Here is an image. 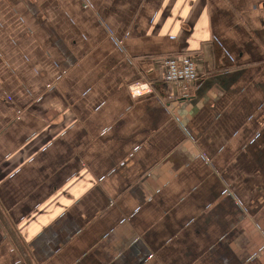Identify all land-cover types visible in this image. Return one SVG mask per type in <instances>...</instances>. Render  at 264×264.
I'll return each instance as SVG.
<instances>
[{"label": "crops", "instance_id": "obj_1", "mask_svg": "<svg viewBox=\"0 0 264 264\" xmlns=\"http://www.w3.org/2000/svg\"><path fill=\"white\" fill-rule=\"evenodd\" d=\"M0 264H264V0H0Z\"/></svg>", "mask_w": 264, "mask_h": 264}, {"label": "built area", "instance_id": "obj_2", "mask_svg": "<svg viewBox=\"0 0 264 264\" xmlns=\"http://www.w3.org/2000/svg\"><path fill=\"white\" fill-rule=\"evenodd\" d=\"M196 64L187 56L169 57L164 61V80L167 84L179 85L186 90L189 86H196L201 81ZM134 97L148 95L155 91L152 84L144 83L131 86Z\"/></svg>", "mask_w": 264, "mask_h": 264}, {"label": "trees", "instance_id": "obj_3", "mask_svg": "<svg viewBox=\"0 0 264 264\" xmlns=\"http://www.w3.org/2000/svg\"><path fill=\"white\" fill-rule=\"evenodd\" d=\"M165 82V80H163ZM166 83V82H165Z\"/></svg>", "mask_w": 264, "mask_h": 264}]
</instances>
